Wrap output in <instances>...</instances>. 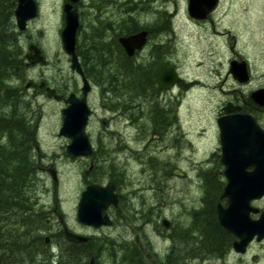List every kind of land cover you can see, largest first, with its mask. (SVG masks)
Listing matches in <instances>:
<instances>
[{
	"label": "rangeland",
	"instance_id": "1",
	"mask_svg": "<svg viewBox=\"0 0 264 264\" xmlns=\"http://www.w3.org/2000/svg\"><path fill=\"white\" fill-rule=\"evenodd\" d=\"M36 1L39 4L40 14L36 20L29 23L28 30L20 34L19 40L24 49V55L28 52L30 43L37 44L42 49L48 64L39 65L33 70L27 69L24 80L17 81L15 85L24 90V98L30 103L28 115L35 126V141L32 142L31 149L37 164L34 179L39 200L36 207L42 210L45 223L40 229V234L43 238H50L49 245L56 247L63 244L66 240L60 218L65 229L68 228L70 232L76 230L84 235L94 234L95 232L82 227L77 221V205L82 192L88 185L115 180L117 169L114 166L118 162L122 166L124 175L125 201L118 210L109 211L117 219L116 225L105 230L106 235L92 236L96 241L105 242L103 249L101 248L100 264H115L109 248L117 243L134 242L137 236L139 246L145 250V254L153 252L158 259L157 254L162 253L164 248L163 238H159L158 232L161 229L160 219L164 216L172 218L187 231V235L193 234L196 231L193 230L197 229L195 227L196 210L205 207L206 189L198 185L199 175L195 165L200 163L199 161L207 160L206 157L216 150V144L211 137L197 142L195 127L199 125V117L203 118L201 124L206 125L205 119L215 111V104L230 98L227 91L232 89L233 82L231 78L226 80L224 77L229 55L226 49L221 47L229 46L233 40L236 42L235 48L238 51H242L246 46V57L253 70V81L246 88V93L264 82L262 78L264 74V0H221L212 20L216 30L231 31V35L227 38L215 36L211 23L195 25L190 22L186 11L188 0H105L106 2H101V18L107 21L108 25H115L113 19L120 23L123 17L131 16L135 17L139 25L147 29L160 20L157 17L162 12L173 13L168 16L173 17V21L167 26L170 31L175 30V35L170 33L168 36L169 31L163 32L160 37H156L155 41L168 42L166 47L169 50L170 64L177 68L182 78L192 83L186 88L184 98L178 101V112L185 121L188 138L194 141L195 146L190 147L187 143V148L181 152L179 159L173 156L174 150L169 149L170 153L163 152L162 147L165 143L155 139L150 144L154 153L146 152L147 116L149 115L146 114V105L139 109L141 113L138 115L139 118L142 117V120L132 125L129 123L130 119H133L131 101L124 109V116L121 119L112 107L114 100L108 98L106 100L108 106L104 108L102 97L98 92L90 100L93 116L87 128L95 152L91 157L75 159L66 153L70 139L59 136V130L63 122L62 110L67 104L25 88L28 81L34 80L38 83L40 79H43L60 94L68 95L76 89L77 80L71 70L70 60L63 51L61 40L65 0ZM113 9L112 19L108 14L109 12L111 14ZM164 17L167 16L164 15ZM118 33H120L118 30L112 29L108 33L107 40H113L114 35ZM82 35L83 33L79 41L83 40ZM111 35H113L112 38ZM110 46L115 51V47ZM218 46L221 48L219 52L216 48ZM148 54L149 48L144 56ZM196 80H200L206 88L195 87ZM225 81L226 92L221 91L219 86ZM123 91L122 89L119 92L126 94L125 100L132 98L128 90ZM102 121H106L104 126ZM207 141L210 143L206 144ZM120 145L125 147L121 148ZM195 148L198 150L196 151ZM148 155L157 161L155 169L148 164ZM94 160L96 167L91 169L90 166ZM168 162L169 170L164 172L163 163ZM177 164L184 170L172 168ZM40 167L55 169L58 182L54 183L51 175ZM163 174L165 178L162 181ZM219 202L226 206L227 199ZM147 214L148 217L145 216ZM61 232L63 236H58ZM188 239L190 238H186L185 241L187 242ZM51 252V258L47 264H58L59 255L54 250ZM260 252L259 245L254 244L245 258L232 255L228 264H263ZM216 263L221 264L220 261Z\"/></svg>",
	"mask_w": 264,
	"mask_h": 264
},
{
	"label": "flooded vegetation",
	"instance_id": "2",
	"mask_svg": "<svg viewBox=\"0 0 264 264\" xmlns=\"http://www.w3.org/2000/svg\"><path fill=\"white\" fill-rule=\"evenodd\" d=\"M105 0H78L76 5L74 6L79 14V19H80V26L77 32V55L79 58V61L81 63V66L84 71V75L86 79L88 80L89 84L91 85V90L88 93L87 96V101L90 107V100L93 95H96L97 92L100 93V97H102L103 100V106L106 108L108 105L106 103V100L113 99L115 103V113L116 115L119 116V118H123L124 116V109L127 108V104L130 102L131 109L133 110V119H130L129 121L130 124L135 125V123L138 122V120H142V117L139 118L138 113H141L139 109L143 108L144 105H146V114L147 116V123H148V130H147V139H146V152L148 153H154V150L151 147L152 140L155 139V141H162L165 143V145L162 147V151H167V153H170V150H174L175 154L173 155L175 158H180L181 152L183 150L185 151L187 148V143H189L190 147L192 146L194 148L195 145L194 141H191V139L188 138V133L186 131L185 125H184V120L181 118L180 112H178V101L182 100L186 94V88L190 86L192 83L191 81L187 82L185 78L181 77V73L177 70L176 67H174L172 64H170V61L168 60V55H169V50H167L166 44L168 42L163 41L160 42V40L155 41L156 37H160L161 33L163 32H168V36H170V33H173L175 35V30L169 29L167 25H169V22L173 21V17H168L171 16L173 13H166L162 12L160 15H158L157 19H160L157 23L153 24L152 27L143 28L139 31H136L134 33L126 34V35H121L122 32H120L119 36L117 37L118 42L121 37H126L130 35L137 34L141 31H147L148 32V38H147V43L143 48L135 53L134 56L130 57L127 55L125 52L123 46L120 44L121 51H117L121 54H126L132 61L134 65V71L138 73L142 68H146L149 71V74L152 76V86L147 87L145 91H143L142 86L146 82L142 80H135L134 82L137 83L130 93L132 94V98L129 100H125V93H121L118 89H115L113 91L111 86H105L104 84H101L99 78H98V73H96L93 69L90 68L88 59L92 58V60L99 55L100 56V50L102 51L103 48L102 45H105L109 43L110 45L115 47V41L110 40L107 42L106 37L109 32H111L112 29H116L119 31V28L122 27V22L120 23L116 22L112 19L115 23V25L109 24L107 26L106 21H103L101 18V2ZM67 0H65L63 4V14H64V26H65V13H64V5L66 4ZM121 2V1H120ZM221 2V0H220ZM212 12L207 19L205 20H197L193 18L189 14V6L187 5L186 11H187V18L190 22H192L195 25H201V24H206V23H211L210 26L213 29L214 35L219 36V37H228L231 35L230 30H226L225 32L218 31L216 30L217 28L215 27V24L213 23V16L216 14L219 6ZM115 18L117 20V9L115 8ZM111 14H114V9L112 10ZM166 15L167 17H164ZM100 17V18H99ZM38 18V17H37ZM35 18L34 20H36ZM122 16L120 17V19ZM164 21H163V20ZM32 20V21H34ZM30 21V22H32ZM167 21V22H166ZM29 22V23H30ZM28 23V25H29ZM63 26V28H64ZM28 30V28L20 33H24ZM63 30V29H62ZM84 31V49H83V56L81 53L78 51L79 47V38L81 37L82 32ZM62 33V31H61ZM113 35H111L112 38ZM168 40H170V37H168ZM235 40L231 44L222 46L221 48L226 49V53H228L229 57L227 59L226 67L227 69L224 71V77L226 80L228 78H231L232 80V89L228 90L227 93L230 95V98L224 102L221 103H216L215 106V111L212 113L210 117L205 119L207 121L206 125H202V117H199L198 122L199 125L195 127V133H196V139L197 142H200L202 140H207L209 137L213 138L215 140L216 144V150L209 156H207V160L205 161H199L197 165H195V168H197L198 175H199V180H198V185L201 188L205 189H214L216 187H221L225 188L227 184V180L224 176V172L226 170V166L222 162V142H221V126L219 124V120L222 119L225 116L228 115H233V116H241L240 118L248 117L249 119L254 122L255 127H252V133L258 138L259 140H263V145H264V106L258 105L254 100L252 99V93L256 90L264 89V82L262 84L256 85L253 89L250 91H247L246 93V88L251 85L253 81V70L251 69V64L249 63V60L246 57V46L245 49L242 51H238L235 48ZM35 44V43H30V45ZM41 51V54L44 56L46 59L45 55L42 52V49L35 44ZM228 46V49H227ZM149 48V54L144 56L146 53V50ZM218 52L221 50L220 46L216 47ZM113 48L110 46V50L106 53L107 56L113 57ZM67 58L70 60L71 63V57L66 55ZM101 57V56H100ZM26 60V59H25ZM248 65V71H249V80L246 82H241L235 78V66H238L239 64H246ZM26 64V62H25ZM48 60L46 59L45 64H35V65H30L26 66L28 70H33L35 67L39 65H47ZM89 68V69H88ZM166 68H173L176 70L179 76V81L170 89L167 90H162L159 88L158 83H157V78L162 69ZM100 72V71H99ZM74 73V77L77 80L76 84V89L72 93L76 94L77 96L81 97V88H82V79L81 77ZM262 78H264V74L262 75ZM196 85L195 87H198L200 80H196ZM225 82L220 83V89L221 91H225V87L227 84ZM140 84V85H139ZM28 85V86H27ZM50 87L58 94H60L57 89L53 88L48 82L44 81L43 79H40V81L37 83L34 80L28 81L27 84L25 85L26 89H32L36 92H38L40 95L45 94L46 95V88ZM124 92V91H123ZM127 92V90L125 91ZM70 93V94H72ZM115 93V94H112ZM118 93V94H117ZM70 94H60L63 95L64 98L68 97ZM110 95V97H108ZM64 103V100L61 101ZM232 108L233 111L230 113H227L225 111L226 108ZM91 108V107H90ZM92 110V109H91ZM139 110V112H138ZM93 116V110L92 114L90 116L89 122L91 121V118ZM128 117V116H127ZM125 119V118H124ZM126 120V119H125ZM103 126L106 124V121H102ZM89 125V124H88ZM88 128V127H87ZM249 132L251 131L250 128ZM246 131V129H245ZM209 141L206 142L208 144ZM210 143V142H209ZM121 148H124V146L120 145ZM117 148V147H116ZM168 149V150H167ZM170 149V150H169ZM118 150V148H117ZM142 150V149H141ZM197 151L198 148H195ZM169 151V152H168ZM95 152V151H94ZM149 161L148 164L151 166V168H156V160L155 158H151L149 155ZM122 161V160H121ZM123 162V161H122ZM260 164L261 168L264 170V158L260 159ZM163 170L164 172H167L169 170V162L167 164L163 163ZM96 163L95 160L93 163H91L90 168H95ZM117 171H116V176L114 177L115 180H109L105 183H92V184H99L101 186H106L110 182L115 184V193L118 196V206L113 207L111 206L105 214H108L111 221L112 225L108 227H101V228H93L90 226H85L80 224L82 227L87 228L89 231L95 232L94 234L90 235H84L76 230H71V232L75 234H80L83 236H86L88 238V242L83 243V244H78V245H83L85 247L84 252L87 254H91L92 250H90V245H89V240H92V236H101V235H106L105 230L111 229L116 225V218L111 215L109 212L111 209L112 210H118L119 207L124 203L125 197H124V192H123V180H124V175L122 171V166L116 162L115 166ZM49 168V167H48ZM48 168L46 167H40L41 170L44 172H47ZM174 169H183L180 168V166L177 164L172 166ZM184 170V169H183ZM248 171L254 170L253 166H249L247 168ZM158 172L160 170L158 169ZM212 176V177H211ZM163 178H165V174L161 177L162 181ZM220 182V183H219ZM91 185V184H90ZM222 200V199H221ZM221 203V202H220ZM223 205V204H222ZM228 201L226 203L227 207ZM250 206L255 210L250 212V218L252 220H259L264 213V195L259 198L252 200L250 203ZM218 208V204H217ZM111 210V212H112ZM196 210V209H195ZM197 211V210H196ZM216 213L218 214V210H216ZM148 217L149 215H145ZM164 220L168 221V225H164ZM60 221L62 223L63 227V232L65 233V225L60 218ZM217 221H218V216H217ZM218 224L220 225L219 221ZM160 230L159 232V238H163V243H164V248L162 253H158V259L156 254L154 253H147L145 254V250L139 246V237L137 236L135 238L134 242H127L125 244L122 243H117L112 246V248H109V252L112 253L115 260V264H217L216 261H220L221 264H228V260L232 255H235L237 257H242L245 258L248 251L254 244H258L261 252H260V258L263 261L264 264V236L261 240H257V236L254 238L252 243L248 246L247 252L244 254L236 253L233 250L234 243L237 240V238L231 234L230 232L226 231L223 229L220 225V227L223 229L222 233H230L232 236L235 237V239L232 241V247L231 249L226 252V254H223L222 256L218 257H212V256H203L202 252V247L197 246V245H186L187 242L185 241L186 238L192 239L196 235V229L195 233L187 235V231L183 230L181 226H179L176 223V220L169 218V217H162L160 219ZM68 229V228H67ZM69 230V229H68ZM97 233H100L97 235ZM96 238V237H95ZM188 239V240H190ZM87 245V246H86ZM90 250V251H89ZM95 251V250H94ZM91 256V255H89ZM100 258H101V250L99 251V257L95 258L94 255L89 257V260L86 264H89L92 259H94L95 264H100Z\"/></svg>",
	"mask_w": 264,
	"mask_h": 264
},
{
	"label": "trees",
	"instance_id": "3",
	"mask_svg": "<svg viewBox=\"0 0 264 264\" xmlns=\"http://www.w3.org/2000/svg\"><path fill=\"white\" fill-rule=\"evenodd\" d=\"M15 9L16 0H0V264H47L52 250L59 255L58 264H84L92 255L99 257L105 242L90 240L92 252L86 255L83 245L64 241L54 247L40 234L45 223L42 210L36 207L39 200L34 179L37 164L31 149L35 141V126L28 115L30 103L24 98V90L15 85L17 81L24 80L27 70ZM143 28L135 17H123L119 32L126 35ZM82 33L83 40L78 44V51L83 56L84 31ZM119 35H114L113 57L106 55L110 50L107 43L102 45L105 49L100 50L101 57L89 58L87 62L98 73L101 84L111 86L113 91L121 88L130 92L137 85L135 80L146 82L139 84L145 91L146 86L153 85V78L146 68L136 73L131 59L117 52L121 51L117 39ZM222 193L221 187L206 189L205 207L195 213L196 235L188 240L192 245L201 246L206 257L226 254L235 239L230 233H222L223 229L217 221V204ZM58 236H63L62 232Z\"/></svg>",
	"mask_w": 264,
	"mask_h": 264
},
{
	"label": "water",
	"instance_id": "4",
	"mask_svg": "<svg viewBox=\"0 0 264 264\" xmlns=\"http://www.w3.org/2000/svg\"><path fill=\"white\" fill-rule=\"evenodd\" d=\"M78 0H67L64 5L65 26L61 33L63 51L71 57V70L78 74L83 86L82 96L72 93L67 98L57 94L56 90L47 87L46 96L49 99L62 101L67 104L62 110L63 123L59 130V136L70 139L66 147V153L72 158L91 157L93 145L87 134L92 110L89 107L87 96L91 85L84 75L81 63L76 53V37L80 26L77 9L74 7ZM220 0H188L189 14L197 20H205L218 7ZM39 15L38 2L36 0H17L15 9L16 24L19 31H25L28 22ZM148 32L141 31L137 34L121 37L119 42L128 56L132 57L147 43ZM27 66L45 64L46 59L36 45L29 47L26 54ZM235 78L241 82L249 80L248 65L239 64L234 67ZM179 81L178 73L173 68L162 69L158 75L157 83L160 89L167 90ZM28 86V85H27ZM252 99L260 106H264V89L252 93ZM227 113L233 111L228 107ZM228 115L219 120L221 126L222 162L226 166L224 176L227 184L224 188L222 199L228 200L227 207L221 203L218 205V220L222 228L232 233L237 240L234 243V251L244 254L248 246L257 236L261 240L264 236V213L259 220H252L250 212L255 211L250 203L264 195V170L261 168L260 159L264 158L263 140H259L252 133L254 122L248 117ZM250 128V132L249 129ZM246 129V131H245ZM253 166L254 170L247 168ZM54 182L58 181L57 172L50 168L47 170ZM118 206V196L115 193V184L110 182L106 186L91 184L83 191L78 207L77 219L80 224L93 228L108 227L112 221L105 212L111 207ZM164 225L168 221L164 220ZM65 238L71 243H86L88 238L74 234L67 229ZM47 237L46 241L49 242ZM89 264H94V259Z\"/></svg>",
	"mask_w": 264,
	"mask_h": 264
},
{
	"label": "bare ground",
	"instance_id": "5",
	"mask_svg": "<svg viewBox=\"0 0 264 264\" xmlns=\"http://www.w3.org/2000/svg\"><path fill=\"white\" fill-rule=\"evenodd\" d=\"M116 14V13H115ZM108 16L109 17H112V16H114V14H110V12H109V14H108ZM106 24H107V26H109L108 25V23H107V21H106ZM200 87H202L201 89H204V88H206V85L205 84H199V86L197 87V88H200ZM89 124V123H88ZM147 221H149V220H147ZM149 222H152V221H149ZM187 246L189 245H192V242H191V244H190V242L188 243L187 242V244H186ZM56 247H57V245H56ZM54 249V248H53ZM94 264H95V262H94Z\"/></svg>",
	"mask_w": 264,
	"mask_h": 264
}]
</instances>
